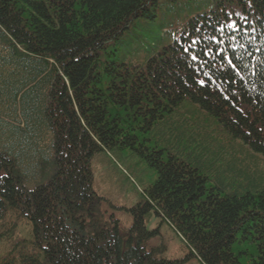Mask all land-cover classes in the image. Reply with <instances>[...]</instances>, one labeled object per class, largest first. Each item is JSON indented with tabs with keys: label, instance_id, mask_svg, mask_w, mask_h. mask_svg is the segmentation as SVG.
Wrapping results in <instances>:
<instances>
[{
	"label": "trees",
	"instance_id": "16d2710c",
	"mask_svg": "<svg viewBox=\"0 0 264 264\" xmlns=\"http://www.w3.org/2000/svg\"><path fill=\"white\" fill-rule=\"evenodd\" d=\"M183 1L0 0V264H178L151 213L203 264H264V0ZM127 148L157 177L124 229L93 158Z\"/></svg>",
	"mask_w": 264,
	"mask_h": 264
},
{
	"label": "rangeland",
	"instance_id": "374dc122",
	"mask_svg": "<svg viewBox=\"0 0 264 264\" xmlns=\"http://www.w3.org/2000/svg\"><path fill=\"white\" fill-rule=\"evenodd\" d=\"M203 1L185 0L177 7L182 10V15H186L210 10L215 4ZM163 8H166L167 14L174 12L168 7ZM143 32L144 28L138 33ZM120 48L125 49L124 45ZM228 138L219 135L217 140L225 141ZM93 169L94 188L101 197V202L95 205L93 217L97 218V222H119L122 228L127 229L133 222L131 208L144 201L146 189L156 180V169L150 167L137 152L128 148L124 151L106 150L96 154ZM146 225L149 230L159 229V236L151 243L155 246L163 245L166 258L178 260V264H203L197 256L191 255L189 245L167 221L151 213Z\"/></svg>",
	"mask_w": 264,
	"mask_h": 264
},
{
	"label": "snow or ice",
	"instance_id": "6c2138e0",
	"mask_svg": "<svg viewBox=\"0 0 264 264\" xmlns=\"http://www.w3.org/2000/svg\"><path fill=\"white\" fill-rule=\"evenodd\" d=\"M196 57H193V59H195ZM201 83H203V82H201Z\"/></svg>",
	"mask_w": 264,
	"mask_h": 264
}]
</instances>
